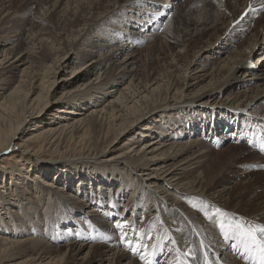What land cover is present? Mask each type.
Wrapping results in <instances>:
<instances>
[{
  "label": "bare ground",
  "instance_id": "1",
  "mask_svg": "<svg viewBox=\"0 0 264 264\" xmlns=\"http://www.w3.org/2000/svg\"><path fill=\"white\" fill-rule=\"evenodd\" d=\"M65 1L0 0V158L26 156L0 172V264H145V248L131 252L113 226L128 213L142 234L126 238L154 253L151 264H250L239 241L223 238L214 208L264 223V12L249 18L264 0H86L73 21L65 14L78 1ZM105 37L111 54L58 81ZM147 41L169 45L168 67L145 77L122 69L138 63ZM81 42L92 45L83 51ZM18 54L26 67L14 84L6 76L14 66L4 64ZM104 64L96 82H84ZM49 151L51 162L34 161ZM81 167L104 177L83 198L58 181L60 169ZM233 181L229 199L215 200L214 189ZM205 204L211 220L199 210Z\"/></svg>",
  "mask_w": 264,
  "mask_h": 264
},
{
  "label": "rangeland",
  "instance_id": "2",
  "mask_svg": "<svg viewBox=\"0 0 264 264\" xmlns=\"http://www.w3.org/2000/svg\"><path fill=\"white\" fill-rule=\"evenodd\" d=\"M69 1H72V0H66L65 1V3H68ZM73 1H78V2H75L74 4H72L71 5V8H75V9H73V11L70 9L65 15H67L68 13H70L69 15H67V17L68 18H70L72 21L73 20H75L76 18H77V16L79 15V13H80V9L81 8H83V6H82V3H84V2H86V0H81V2H79L80 0H73ZM65 5V4H64ZM64 5L61 7V11H62V9L64 8ZM33 6V9H34V11H37L38 10V8H40V9H42V7H35L34 5H32ZM67 6V5H66ZM264 9H262V8H258V9H255L253 12H252V14L250 15L251 17H249L250 18V22L252 23V24H254V22H255V20H257L259 17H260V15H262L263 14V11ZM131 11L132 10H129L128 11V15H130L131 14ZM38 13V12H37ZM219 14V12H217V15ZM232 14H236L235 13V11H233L232 12ZM61 16L63 15L62 13L60 14ZM64 16V15H63ZM236 16V15H235ZM33 17H35V13L33 14V16H32V18ZM87 17H89V16H87ZM84 19V17L82 16V17H79V20L80 21H82ZM63 20H64V18H62L61 20H60V23L58 24L59 26L61 25V23L63 22ZM33 22V21H32ZM36 27H38V24H36L35 25ZM118 27H121L120 25H117ZM250 26V25H249ZM152 26H150V28H149V30H151L152 31V28H151ZM30 23L27 25V27H26V29H25V32L24 33H22V35H21V38H23V40H25V39H27V36H28V31L30 30ZM251 29L252 28H249V29H246V30H244L242 33H244V37H246V36H248L249 35V33H251ZM164 30H166V32H163V34H165V36H167L168 35V37H170V36H173V33H174V31L173 30H168V28L167 29H164ZM243 29H241V31H242ZM253 30V29H252ZM118 32H120V33H123V35L125 36H127V32H125V31H120V30H117ZM246 31V32H245ZM152 32H154V31H152ZM242 33H240V34H242ZM145 34V32L144 33H142V35H144ZM252 34H253V31H252ZM170 35V36H169ZM243 37V38H244ZM106 39H99L98 41L99 42H101L102 43V45L101 46H103L102 48H101V50H98L97 52H96V55H94V56H92V57H88V58H86V59H82L81 60V57L80 58H77V59H74L75 60V66L78 68L77 70H76V72L73 74V73H71V69H65L63 72H62V74L61 75H63V74H66V75H63V76H61L59 79H58V81L60 82L61 81V78L62 77H66V78H64V79H67L68 81H72V79L74 78V77H76L77 75L79 76V75H82L83 73H89L90 72V70H91V68L94 66V65H96L97 64V62H95V60L98 58V60H104V55H103V57H102V55H99V54H106V55H109V54H111L112 53V51H113V48L115 47V46H112V43L110 42V40H111V38H109V37H105ZM91 40V38L90 39H88V40H86V41H90ZM93 40V39H92ZM92 40L90 41L92 44H93V42H92ZM96 43V42H95ZM92 44H85V45H83V43L81 42V45L78 47V49H82L83 51H85V48L86 47H88V45L89 46H91ZM114 44H116V43H114ZM165 44V43H164ZM163 43H158V42H150V41H147L146 43H144L143 45H141L142 47L144 46L145 47V50L144 51H142L141 50V53L139 54V58H138V63L137 64H132V62H135L134 61V59L133 60H129V62L127 63V65L124 67V68H122V69H124V70H128V71H130V73L132 74V73H134L133 71H136L137 70V72H139L140 73V71H141V75H142V77L144 76L145 77V75L147 74V72H149L150 71V69L151 68H157V70L159 69V70H161L162 68V70H165L167 67H168V63L166 62V60L167 61H169L170 60V56H172L171 55V53H173V51L171 50L170 51V49H169V45H167V47H166V45H164ZM140 46V47H141ZM162 47V48H161ZM159 49V55L158 54H155L156 52H157V50ZM161 50H163V51H161ZM165 50V51H164ZM170 51V53L168 54V52ZM102 52V53H101ZM161 52H162V55H161ZM166 52V53H165ZM22 55H17V57H15L14 59H12V60H10V62L9 63H7V64H4V69H6V68H8V67H10L11 65H13L14 66V69H13V71H12V73H6V76H8L9 78H8V80L9 79H11V82L12 83H16L17 82V80L19 79V76L21 75V72H22V69L23 68H25L26 67V65H24V64H22L23 63V61H19V62H17V60L18 59H20V57H21ZM124 56H125V53H124V55L121 53V54H119V56H118V59H120L121 61L123 60V61H125L123 58H124ZM150 56H153V57H150ZM157 56H160V57H162V56H165V57H162V58H157ZM74 58V57H76V55L75 54H73V55H71V54H69L68 56H66V59H68V58ZM156 57V58H155ZM167 57V58H166ZM1 58H3V56H1L0 55V59ZM11 58V56L8 58V60ZM95 59V60H94ZM151 59V60H150ZM162 60H163V62H166V64L165 63H163L162 62ZM165 60V61H164ZM5 63V62H4ZM158 63H160L159 64V67L157 66L158 65ZM130 64H132V65H130ZM161 64H162V66H161ZM167 65V66H166ZM157 66V67H156ZM166 66V67H165ZM1 67H3V64H1L0 65V68ZM109 67V65H107V64H104V65H100L97 69H95L96 71H93L92 73H90L87 77L85 76V78L84 79H86L84 82H89L88 84H90V83H94V82H96L97 81V76L95 75V73H99V72H101V73H103L107 68ZM165 67V68H164ZM147 68V69H146ZM82 69V70H81ZM146 70H147V72H146ZM144 71V72H143ZM59 76V74H57V77ZM16 80V81H15ZM10 81V80H9ZM79 81H81V80H79ZM79 81H77V82H74V86H75V84H77ZM81 84V83H80ZM87 83H86V85H84L83 87H81V88H84V87H86L87 85H88ZM195 105L194 104H190V108H192V107H194ZM48 112V111H47ZM47 112L45 113V114H47ZM174 121H178V118L176 119V120H174ZM32 127V126H31ZM195 138H197L196 140H198V136L197 137H195ZM227 147H224L223 149H219L220 151H222V150H224V149H226ZM238 150H243V149H245V147H244V142L242 141V143H240V146L237 148ZM233 151V150H232ZM248 151L246 152V155H248ZM52 152L51 151H49V152H44L42 155H41V157H42V159H40V160H38V159H34V161L35 162H39L40 164L41 163H44V162H51L52 160ZM22 157V159H24L26 156L22 153H19V152H6L4 155H2V157L0 158V172L1 173H3L4 172V170H10V168H12V167H19V166H21V165H19L18 163H17V159H20ZM213 157L215 158V159H217V161H218V164L222 167V158H223V155L221 154V152H217V153H214V155H213ZM19 161V160H18ZM80 169H82V170H85V171H82V170H80ZM89 169V168H88ZM86 167H81V168H78L77 170L78 171H75V172H72V171H70V170H66L65 168L64 169H60L59 171H58V177H59V179L60 180H58L62 185H63V187H64V189H65V192L67 193L68 191H73V192H78L80 195H82V198L84 197L83 195H87V192L89 193L92 189H94L95 187H96V185H98L97 183H99V182H101V179H104V177H103V175L101 174V171H97V170H93V171H91V172H89V173H87L86 172V170H88ZM52 174V178L53 179H57V177H56V175H53V173H51ZM68 175H71V176H69V178H67L68 177ZM8 176H9V174H8ZM233 183H235V181H233L232 183H228V184H224L223 182H222V185H220V186H217V188H215L214 189V191H213V197L215 198V200H217V199H219V198H217L218 196H222L223 198H221L222 199V201L223 200H228L229 199V195L227 194V192H226V190L225 189H227V188H229V187H231L232 186V184ZM224 191V192H223ZM89 196V195H88ZM128 197V196H127ZM69 204L71 205L72 204V202H69ZM46 205V201H45V204H44V206ZM54 206H57V204L56 203H52L51 204V207H52V209L54 210L55 208H54ZM120 209H122V207L120 208ZM76 215V214H75ZM73 217H74V215H73ZM130 217V214L128 213L127 214V216H126V218H129ZM125 218V219H126ZM140 218H141V216H140ZM138 220H139V218H138ZM29 223V222H28ZM138 223H140L139 221H138ZM33 224V223H32ZM37 229H40V227H38ZM31 232L30 233H32L33 232V230H30ZM100 232L102 233V237L104 238V236L105 237H107L108 236V234L105 232V231H101L100 230ZM34 233V232H33ZM71 238H75V235H71L70 236ZM77 239H81V238H78L77 237ZM76 239V240H77ZM79 240H77V241H79ZM81 243H82V241H81ZM97 243H102V241H96L95 242V244H97ZM64 244V243H63ZM110 244V243H109ZM111 245V244H110ZM106 250H108V248L106 247V249H105V251ZM116 255V254H115ZM109 257H111V256H109ZM115 258V257H114ZM93 264H95V263H93ZM96 264H99V263H96ZM103 264H109V262L107 261V260H104L103 261ZM113 264H115V262H113Z\"/></svg>",
  "mask_w": 264,
  "mask_h": 264
},
{
  "label": "snow or ice",
  "instance_id": "3",
  "mask_svg": "<svg viewBox=\"0 0 264 264\" xmlns=\"http://www.w3.org/2000/svg\"><path fill=\"white\" fill-rule=\"evenodd\" d=\"M251 7V4L249 5ZM261 8L264 9V3L261 4ZM257 139L260 142L261 149L264 150V135H258ZM249 145H253L252 139L248 140ZM264 167V166H261ZM193 207L197 205L193 204ZM200 211L203 212L206 218L213 219V216L209 214L208 206L205 204L200 207ZM214 213L220 217L217 221V226L224 239L235 238L239 241V247L243 248L244 257L250 264H264V223H257L251 220H245L244 218H235V216H229L224 213L219 207L214 208ZM115 229H119L122 232L121 239L125 241V247L133 253H138L140 248H145L144 254L140 255V259L145 261V264H151L150 256L154 253H148L146 246L140 245L134 246V242L126 238V232L131 230L136 235H141V231L136 229L133 222L124 219L117 221L113 225ZM237 247V245H233ZM191 255V251L187 253ZM173 264H183L179 259L175 260Z\"/></svg>",
  "mask_w": 264,
  "mask_h": 264
}]
</instances>
